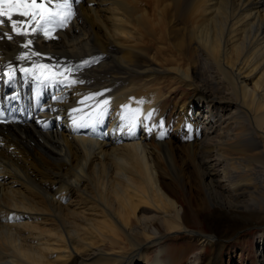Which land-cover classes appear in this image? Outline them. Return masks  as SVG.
<instances>
[{"label":"bare ground","instance_id":"obj_1","mask_svg":"<svg viewBox=\"0 0 264 264\" xmlns=\"http://www.w3.org/2000/svg\"><path fill=\"white\" fill-rule=\"evenodd\" d=\"M71 6L0 28V264H175L181 233L222 264L245 229L264 264V0Z\"/></svg>","mask_w":264,"mask_h":264},{"label":"snow or ice","instance_id":"obj_2","mask_svg":"<svg viewBox=\"0 0 264 264\" xmlns=\"http://www.w3.org/2000/svg\"><path fill=\"white\" fill-rule=\"evenodd\" d=\"M71 5L72 0H55L54 5L53 0H0V28L8 25L11 33L25 37L43 31L44 35L49 37V25L64 27L74 15ZM5 36L8 40L13 39V36L7 32H4L0 38ZM31 44L32 41L28 40L23 47L28 48ZM33 54L39 55V53ZM26 58L23 55L19 57L21 60ZM21 71L29 70L21 69ZM151 115L152 113H148L149 118Z\"/></svg>","mask_w":264,"mask_h":264},{"label":"rangeland","instance_id":"obj_3","mask_svg":"<svg viewBox=\"0 0 264 264\" xmlns=\"http://www.w3.org/2000/svg\"><path fill=\"white\" fill-rule=\"evenodd\" d=\"M167 102L168 104L170 103L171 105L172 99L168 100ZM207 208L209 207L208 206L203 207V211L199 216L194 215L189 210L186 211L190 225L189 227L192 231L203 232L205 230V227L202 224V218H203L202 216H204L203 213H208L210 211ZM179 236L181 237V240L178 239L175 244L178 243V246H183L184 250H189V251L187 252L188 255L186 257L184 258L179 257L180 259L177 258L175 264H189L193 261L196 264L211 263V262H205V263L203 262L205 257V251L201 249L198 243L193 242L192 244H190L189 242H187L184 239L185 238L184 233L179 234ZM256 237H257L256 229H245L241 231L239 234H237V239L232 240L231 241L232 243L230 242V244L226 245L222 257V264H257ZM152 255L153 253L150 255L149 257L150 259L152 258ZM196 256L198 257L196 258ZM169 258L173 259L171 255Z\"/></svg>","mask_w":264,"mask_h":264}]
</instances>
